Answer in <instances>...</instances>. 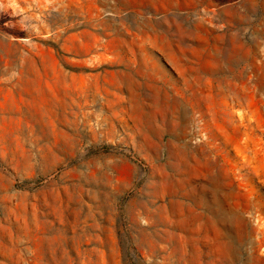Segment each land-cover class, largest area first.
<instances>
[{
  "label": "rangeland",
  "instance_id": "1",
  "mask_svg": "<svg viewBox=\"0 0 264 264\" xmlns=\"http://www.w3.org/2000/svg\"><path fill=\"white\" fill-rule=\"evenodd\" d=\"M0 264H264V0H0Z\"/></svg>",
  "mask_w": 264,
  "mask_h": 264
}]
</instances>
